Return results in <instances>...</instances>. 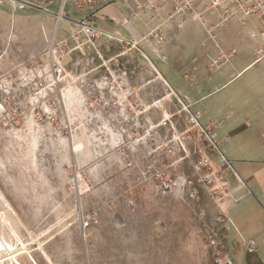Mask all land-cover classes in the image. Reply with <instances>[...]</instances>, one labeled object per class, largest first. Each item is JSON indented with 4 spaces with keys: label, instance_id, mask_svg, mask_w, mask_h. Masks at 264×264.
<instances>
[{
    "label": "rangeland",
    "instance_id": "rangeland-1",
    "mask_svg": "<svg viewBox=\"0 0 264 264\" xmlns=\"http://www.w3.org/2000/svg\"><path fill=\"white\" fill-rule=\"evenodd\" d=\"M58 2L51 9L56 10ZM117 5L128 17V8ZM65 12L72 19L89 13L75 10L70 0ZM95 16L97 25L115 26L108 17ZM133 25L140 33L145 31L140 20ZM68 26L62 21L57 27L53 15L29 9L12 12L7 4L0 5V84L18 107V115L0 114V264H214L215 249L206 240L210 235L235 262L237 244L212 195L221 181L219 175L224 177V166L217 154L216 165L202 152L205 137L187 123L183 105L188 102L176 91L170 92L164 82H157L156 68L164 65L150 46L153 41L132 48L116 37L100 38L85 51L70 41L64 74L48 93L49 103L46 93L31 83L37 65L48 70L46 54L52 42L57 46L68 38ZM259 46L264 47L263 41L256 49ZM240 56L239 52L231 61L235 68ZM231 64L213 73L206 64L207 87L223 82L234 71ZM166 75L191 100L209 89L186 86L170 70ZM142 77L144 83L139 86ZM248 79L244 75L210 100L194 104L191 111L201 112L205 104L215 111L228 98L235 112L262 104L264 95L241 87ZM114 81L119 86L126 81L128 91L136 93L143 109L139 127L148 146L160 147V163L176 174L180 186L185 179L192 182L193 198L184 186V191L163 195L139 171L124 168L114 139L125 124L133 123L123 122L119 108L111 105L112 98L120 97ZM71 93L78 97L83 116L71 111ZM244 99L249 100L247 106H242ZM122 108L127 111L129 105ZM169 115H173V128H154ZM205 119L201 115L200 121ZM186 130H191L193 143L182 140L177 146L175 142L173 153L165 156L162 146ZM32 137L36 143L29 149ZM200 156L208 159L207 174L220 170L214 182L198 180L206 174L203 169L197 174L193 168ZM226 177L232 180L229 174ZM92 208L98 210V223L82 234L80 209ZM229 226L235 230L230 222ZM239 264H246L243 256Z\"/></svg>",
    "mask_w": 264,
    "mask_h": 264
},
{
    "label": "crops",
    "instance_id": "crops-1",
    "mask_svg": "<svg viewBox=\"0 0 264 264\" xmlns=\"http://www.w3.org/2000/svg\"><path fill=\"white\" fill-rule=\"evenodd\" d=\"M146 1L138 0L143 4ZM164 1L163 11H170V0ZM119 6L117 4L107 5L92 15L95 18V15L99 14L101 20L108 17L115 26L106 22L100 25L95 23L96 26L117 37L136 39L145 35L151 28L160 26L165 36V43L160 53L156 51L154 45L150 44L155 55L164 65V67L157 66L156 68L157 82L161 85L162 81V84L164 82L171 86L188 102L190 112L194 104L210 100L218 92L228 88L247 74L249 79L241 87H247L255 94L264 95V58L255 62L253 56V51L260 44L258 34L261 31V26L255 18L247 19L243 27L236 20H232L225 27L215 31L222 48H235L237 53H241L242 58L236 68L231 64L234 71L230 72L223 82L207 87L208 74L205 68L208 62L207 55L215 56L216 49L210 41L202 45L205 35L199 23L184 19L182 27L178 28L176 20L168 21L166 24L162 23L164 12L157 15L141 9L137 13H132L127 9V17L118 11ZM135 20L144 23L143 33H140L133 25ZM256 21L257 24H255ZM256 66L259 68L255 69ZM166 70L174 73L186 86L209 89L195 100H191L186 93L172 83L166 75ZM143 83L144 78L142 77L137 85L140 86ZM261 100L264 101V99ZM232 101L229 98L225 99L215 108V111H212L213 106L205 104L201 112L194 113L198 115L201 125L209 126L219 141L220 149L205 138L201 145L203 151H201L210 155L216 165L218 162L214 156L217 154L219 158L221 150L229 161V164L223 167L224 177L228 180V189L222 197V206L229 235L234 237L237 244L236 264L242 261V256L246 264L249 260L252 261L251 264H264V138L262 137L264 135V102L252 105L249 111L235 112L231 107ZM248 101V99L242 100V106H247ZM201 115L206 118L204 122L200 121ZM227 174L232 177L231 181L226 177ZM229 222L235 229L234 231L230 229ZM249 238L256 242L253 254H247L245 251L244 241Z\"/></svg>",
    "mask_w": 264,
    "mask_h": 264
},
{
    "label": "built area",
    "instance_id": "built-area-1",
    "mask_svg": "<svg viewBox=\"0 0 264 264\" xmlns=\"http://www.w3.org/2000/svg\"><path fill=\"white\" fill-rule=\"evenodd\" d=\"M58 1V8L53 10L51 6L54 5L55 0H0V5L7 4L12 12L26 9L34 10L47 15H53L56 19L57 27H59L62 21L69 24L66 30L68 38L58 43V49L57 46L54 45V42H52L51 50L46 54L47 63L49 65L48 70H41L42 66L37 65V76L31 82L46 93L44 99H46L47 103H49L48 93L59 83L60 78L64 74V56L71 51L69 49L70 41L75 45L76 49L81 51L93 47L95 41L100 38L116 37L119 41L130 45L132 48L138 47L141 42L146 43L147 41H153L158 53H160L165 43V36L160 30V26L151 28L145 35L138 39L132 37L123 38L98 28L92 17L96 11L104 6L116 4L125 5L132 13H137L138 10L145 9L159 15V13L164 12V0H147L144 4L138 2V0H70L75 10L79 12H89L87 15L77 19H72L69 14L65 12V5L68 0ZM169 2L171 10L164 14L162 23L166 24L168 21L176 20V26L179 28L182 27L184 19L195 21L199 23L204 30L205 38L202 41V45H204L206 41H210L216 49L215 56L207 55V69L210 73L219 70L226 64H231L233 57L237 53L235 48H222L215 34L218 28L225 27L232 20H236L240 25H245L247 19L255 18L261 26L258 37L261 41H264V0H170ZM253 56L255 62L263 59L264 47L259 46L255 49L253 51ZM123 82L124 86H119L117 82L114 81V83L119 86L116 88V92L118 93L117 96L120 97L110 100L112 106H117L119 108L123 122L132 121L133 123L131 127L125 124L121 128V132L117 134L116 139H114L116 145L118 144V146H120L118 147L121 155L120 162L123 164L124 168L129 171H139L143 175V179L151 182L155 190L163 195L181 191V186H184V189L189 193V197L193 198L196 191L192 188V182L185 179L180 186L176 174L164 163H160V147L158 145H152L154 148L148 151L152 146H148L147 140H145L144 134L140 129V119L143 114V109L136 93H130L128 89L131 87H127L126 81ZM165 85L170 92L176 93L171 86L166 83ZM4 92L5 88L0 84V114L9 113L10 115H18V107L13 103L11 104L12 95L10 97L9 92ZM127 104L129 105V110L122 111V107ZM183 109L188 113L187 123L190 126L197 127V135L199 137L204 136L213 146L219 148V141L216 139L215 133L211 131L209 126L201 125L198 121V115L190 112L188 103L183 105ZM172 117L173 115L164 116L162 121L157 124V126H154V128H159L158 126L160 125L164 128L166 126L172 127ZM198 136L195 141L199 139ZM262 137L264 138V135H262ZM182 140H189L193 143L191 130H186L180 137L178 136V139H169L168 142L162 146L164 155H171L173 153L172 146H174L175 142L177 146H181ZM150 155L155 156V158L149 160L148 157ZM218 160L222 167L229 164L222 150L220 151ZM193 168L197 174L201 172L202 169L205 170L206 174H203V178H199L198 180L206 183L214 182V177L219 175L220 172V170H218L210 175L207 174L210 165L208 159L203 156H200L198 161L194 162ZM219 177L221 181L213 189L212 195L225 217L221 195H224L228 189V180L223 177L222 174L219 175ZM97 223V209H80L78 215V228L82 234H85L87 230ZM206 240L209 246L215 249L213 252L214 264H235L233 259L221 252L222 247L218 245L214 235L208 236ZM244 246L247 254L255 253L256 242L254 239L249 238L245 240Z\"/></svg>",
    "mask_w": 264,
    "mask_h": 264
},
{
    "label": "bare ground",
    "instance_id": "bare-ground-1",
    "mask_svg": "<svg viewBox=\"0 0 264 264\" xmlns=\"http://www.w3.org/2000/svg\"><path fill=\"white\" fill-rule=\"evenodd\" d=\"M67 98V97H66ZM71 100H72V105H73V108L71 109V111L73 110L74 111V113H79V116H80V114L82 115V113H81V107L79 106L80 105V101H79V99H78V97L77 96H74L73 95V93H71ZM78 103V104H77ZM80 108H79V107ZM67 107H68V105H67ZM79 108V109H78ZM78 111V112H77ZM78 115V114H77ZM83 116V115H82ZM79 119H81V117L79 118ZM36 122V121H35ZM107 129V128H106ZM108 131V130H107ZM74 137V136H73ZM28 140V139H27ZM79 142V141H78ZM93 142V141H92ZM35 143H36V141H35V138L34 137H32V138H29V140H28V148L30 149L31 148V146L33 147L34 145H35ZM75 143V142H74ZM82 144V143H81ZM80 144V145H81ZM72 145V144H71ZM80 145H78L79 147L78 148H80ZM82 146V145H81ZM77 148V149H78ZM90 167H92V165L90 166Z\"/></svg>",
    "mask_w": 264,
    "mask_h": 264
}]
</instances>
